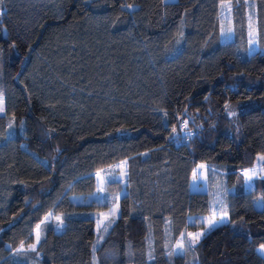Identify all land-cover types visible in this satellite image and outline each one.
<instances>
[{"label": "trees", "instance_id": "obj_1", "mask_svg": "<svg viewBox=\"0 0 264 264\" xmlns=\"http://www.w3.org/2000/svg\"><path fill=\"white\" fill-rule=\"evenodd\" d=\"M0 95V264H264V0H0Z\"/></svg>", "mask_w": 264, "mask_h": 264}, {"label": "rangeland", "instance_id": "obj_2", "mask_svg": "<svg viewBox=\"0 0 264 264\" xmlns=\"http://www.w3.org/2000/svg\"><path fill=\"white\" fill-rule=\"evenodd\" d=\"M2 111H0V114ZM264 156H258L256 160L257 165H264ZM110 171L104 170V171H99L94 174V179H95V189L94 191L87 196H72L70 197V200L74 203H82V204H88V203H96V204H101L104 201V185L105 182L109 179L112 178L114 181L119 182L121 185H124L125 182V176H126V166L125 162L118 163L114 166H112ZM245 189L248 191L250 188L248 186H245ZM254 207L256 209H261L263 208V203L260 198L255 200L254 202ZM105 217H109V215L112 214V210H108L107 212L102 213ZM56 217H60L58 215H47L43 220L42 224H51L56 230H59L61 225L59 221L56 219ZM202 218V219H206ZM61 219V217H60ZM183 243L182 239H179L175 245L174 248H177L178 246L180 247L181 244Z\"/></svg>", "mask_w": 264, "mask_h": 264}, {"label": "snow or ice", "instance_id": "obj_3", "mask_svg": "<svg viewBox=\"0 0 264 264\" xmlns=\"http://www.w3.org/2000/svg\"><path fill=\"white\" fill-rule=\"evenodd\" d=\"M247 6L250 7V8H254L255 7L254 4H248ZM222 7H224V9L226 11H230V9H231V5H226V6H222ZM249 35H250V37H253V39H250V41H249V44L252 45V44L255 43V39H254V29H253V26H252V23H251V15L249 16ZM0 111H3V97H2V95H0ZM9 126L11 127V125H9ZM262 159H264V158H262ZM203 167H204L203 165L200 166V168H203ZM245 175H247V173H245ZM253 175H254V173H253ZM245 184L249 188H251V186H252V176H248V178L245 180ZM261 199H264V197H262ZM56 219L59 221L60 224L63 223V221L60 219V217H56ZM226 219H227V212H224L220 216V219L219 220H216V219L209 220L207 222L208 223L207 231H211L212 229H214L215 227H217L218 224H223ZM109 226L110 225H104L102 227V231L103 232H107ZM37 228H39V225H37ZM100 228H101V226L98 225V229H100ZM204 234L205 233L192 234V239L188 241L189 246H191L194 243H198L200 241L201 237ZM38 241H39V236H37V242ZM181 247H183V245H181ZM261 247L264 248V245H262ZM30 248H31L32 251H35L36 250L35 245H31Z\"/></svg>", "mask_w": 264, "mask_h": 264}]
</instances>
